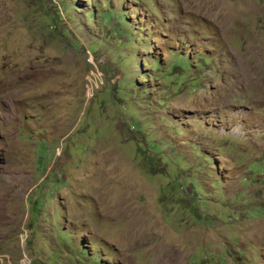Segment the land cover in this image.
<instances>
[{
	"label": "rangeland",
	"instance_id": "rangeland-1",
	"mask_svg": "<svg viewBox=\"0 0 264 264\" xmlns=\"http://www.w3.org/2000/svg\"><path fill=\"white\" fill-rule=\"evenodd\" d=\"M0 264H264V0H0Z\"/></svg>",
	"mask_w": 264,
	"mask_h": 264
}]
</instances>
